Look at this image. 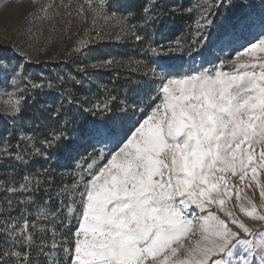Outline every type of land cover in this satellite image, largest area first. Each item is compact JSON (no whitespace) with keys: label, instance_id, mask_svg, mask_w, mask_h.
Masks as SVG:
<instances>
[{"label":"snow or ice","instance_id":"6c2138e0","mask_svg":"<svg viewBox=\"0 0 264 264\" xmlns=\"http://www.w3.org/2000/svg\"><path fill=\"white\" fill-rule=\"evenodd\" d=\"M70 7L64 0H34L30 15L46 21ZM200 7L194 44L206 39L204 31L214 23L218 9L245 5L211 0ZM179 11L178 6L171 9ZM65 14L71 16L70 11ZM160 15L158 0H148L139 16L126 0H82L77 5V16L90 23L72 49L78 59L89 60L94 46L107 40L147 44L146 51L158 60L149 66L109 56L80 66L89 80L88 67L146 71L143 82L117 110L111 95L84 109L105 115L102 133L85 129L73 138L61 130L40 142L54 152L35 148L34 136L23 129L24 113L36 93L57 85L52 80L36 82L21 64L0 62V87L19 90L5 91L7 127L0 133V158L24 162L26 155L57 154L75 161L71 184L64 183L55 197L49 190L51 176L41 180L38 174L24 175L18 188L7 187L8 193H30L21 203L36 211L34 221L28 206L15 219L4 221L0 233L6 247L0 250V264H39L33 249L44 257V264H264V18L262 31L233 59L184 70L166 59L180 50L179 40L167 48L152 46L149 29ZM101 19L103 27L98 26ZM18 55L26 57L23 51ZM100 87L109 91L106 85ZM137 115L143 118L134 119ZM17 133L13 151L10 137ZM100 135L104 139H97ZM85 144L92 151L83 154ZM97 144L103 146L97 149ZM45 184L48 199L59 198L55 209L48 201L35 202ZM8 204L11 207V199ZM193 206L200 214L190 218ZM248 220L258 222L259 230ZM37 221L51 222L50 243L45 238L49 230L38 227Z\"/></svg>","mask_w":264,"mask_h":264},{"label":"rangeland","instance_id":"374dc122","mask_svg":"<svg viewBox=\"0 0 264 264\" xmlns=\"http://www.w3.org/2000/svg\"><path fill=\"white\" fill-rule=\"evenodd\" d=\"M39 4L55 3L61 0H36ZM82 0H64L71 7L67 10L60 9V15L49 20L41 21L30 15L34 12V0H0V62L10 64H21L23 70L36 82L52 80L57 87L43 93L37 92L35 102L27 106L24 113L25 128L27 135L34 136L33 144L35 148L42 151L54 152V149H46L41 144L42 140L50 138L54 133L63 130L70 133L73 138L87 130H104L107 123L103 113L90 114L84 109L90 108L96 101L104 102L109 95L115 96L116 100L111 102L113 110H117L120 101L126 96L132 95V89L137 83L144 80L145 68L140 71L131 72L127 67L110 69L86 68L85 71L91 73V80L86 78L79 71V67L86 63L115 56L118 59L142 60L149 66H155L153 61L158 57L146 51L147 44H136L131 41L115 42L102 41L97 43L87 61L77 58V54L72 52L78 39L83 38L85 29L90 27V23L82 22L77 16V5ZM211 0H158L161 6L159 21L152 29H149L152 46L162 45L167 48L170 44L175 46L177 40L180 41V50L173 57H168L167 62L176 67L183 66L184 70L189 68L199 69L201 66L210 68L213 64H219L221 60L233 59L237 51L242 50V45H247L248 41L262 31V18H264V3L262 0H224L225 5L238 3L245 7H231L218 9L219 14L215 16L214 23L205 29L206 39L201 43L194 44L196 39V21L199 19L201 7ZM130 10L140 15L141 9L148 3V0H126ZM173 6H178L181 11L171 12ZM192 9L188 11V9ZM50 10L48 15L52 16ZM70 11L71 16L65 12ZM43 15V14H41ZM241 17L244 19L241 20ZM90 20V17H89ZM110 23V22H109ZM105 21H98V26L103 27ZM15 49V51H14ZM23 51L25 58L18 55ZM69 53H72L69 55ZM30 59V62H28ZM59 77H64L63 81ZM82 80L83 84H76L75 80ZM106 85L108 92H105L100 85ZM23 87V85H21ZM70 93L69 94V91ZM5 91L18 92V89L0 87V133L4 132L7 123L3 117L5 111V101L8 97ZM71 101V102H69ZM60 108L59 116L56 109ZM134 119H142L137 115ZM19 133L10 137L15 151ZM14 139V140H13ZM97 139H104L103 135ZM102 144H97L99 149ZM30 153L34 148H29ZM83 154L91 152L85 144ZM79 159V157H77ZM75 161L66 159L62 155L53 154L50 157L36 155H26L24 162L0 158V227L6 219H15L21 209L28 205L22 204L30 193L15 194L8 193L7 187H19L24 175H39L41 180L48 176L52 177V188L49 189L55 197V192L63 187L64 183L71 184L73 177L70 175L74 171ZM4 170V172H3ZM264 181V175L260 177ZM43 185L40 192L35 194V202L43 204L48 201V206L55 209L59 206V198L49 200L44 194ZM251 195V191L249 190ZM258 202V190L255 194ZM11 199V207L8 200ZM29 211L33 213L29 217L35 220V208L30 206ZM189 217L200 214V210L194 206L188 211ZM254 230H259L258 222L247 221ZM37 226H46L49 230L46 240L50 243L52 224L50 221H37ZM76 224L75 219L72 221ZM59 228V225H57ZM31 230V229H30ZM67 235H71L66 230ZM39 236V233L37 234ZM39 243V240L37 241ZM6 247L4 234L0 233V248ZM33 259L44 264V257L33 249Z\"/></svg>","mask_w":264,"mask_h":264},{"label":"trees","instance_id":"16d2710c","mask_svg":"<svg viewBox=\"0 0 264 264\" xmlns=\"http://www.w3.org/2000/svg\"><path fill=\"white\" fill-rule=\"evenodd\" d=\"M26 117V116H25ZM14 140V139H13ZM3 172H4V170H3ZM0 250H1V248H0Z\"/></svg>","mask_w":264,"mask_h":264}]
</instances>
